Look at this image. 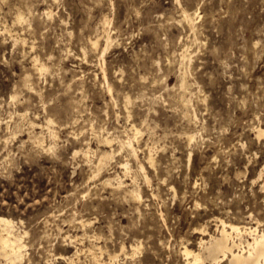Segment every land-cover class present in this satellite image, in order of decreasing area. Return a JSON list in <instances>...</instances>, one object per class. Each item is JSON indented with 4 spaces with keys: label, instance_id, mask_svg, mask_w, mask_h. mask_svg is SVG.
Here are the masks:
<instances>
[{
    "label": "rangeland",
    "instance_id": "obj_1",
    "mask_svg": "<svg viewBox=\"0 0 264 264\" xmlns=\"http://www.w3.org/2000/svg\"><path fill=\"white\" fill-rule=\"evenodd\" d=\"M260 124L264 0H0V214L23 234L24 264H188L202 225L264 229ZM129 136L139 158L121 148Z\"/></svg>",
    "mask_w": 264,
    "mask_h": 264
},
{
    "label": "bare ground",
    "instance_id": "obj_2",
    "mask_svg": "<svg viewBox=\"0 0 264 264\" xmlns=\"http://www.w3.org/2000/svg\"><path fill=\"white\" fill-rule=\"evenodd\" d=\"M196 12H198V11H196ZM183 14L185 17V21H186V19L188 21L190 19H192V16H191L192 13L188 12L187 9L184 10ZM192 15H195V14H192ZM23 17L24 16H22V14H21L19 16V19L22 20ZM104 34H106V31ZM105 37L107 38L108 42L112 40V35L110 34L109 31L107 32ZM99 41H100V38H97L96 40L91 41L92 46L95 50H99ZM187 51H188V49L186 47H184V49L181 52V56H182L183 60L187 56ZM34 59H36V57ZM35 62H36V60L34 61V63ZM185 65H186V63H185ZM44 66L37 67V68L39 69V71L40 70L42 71L44 69ZM25 84L31 88H34L33 90H35V86H33V82H31V78H29L28 76L25 78ZM180 88H181V93H182L180 98L182 101L185 102L184 104H187L188 99L186 98V93L191 91V83L187 79L185 74H182V76H181ZM70 105L71 104H69V107H70ZM72 106H76V104L73 103ZM48 119H49V122L52 124L55 122V119L52 117L51 118L48 117ZM47 127H48V125H47ZM50 128H51V126H50ZM132 129L134 131V134H133L134 137H138V135L141 132V128H139L133 124ZM254 129H256L255 131H257V135H258L257 137L260 138V137L264 136V125L260 124L259 126H257V128H254ZM134 137L129 136L127 140L125 139L126 142H124L122 140L123 138L120 139L121 148L123 149L125 146H128L130 151H132L133 154L137 158H139L138 147H136L134 144ZM195 137H196V134H194V133L189 134V139L191 141H193V139ZM103 141L109 145H113L114 138L107 136L103 139ZM93 150L94 149L91 146H89L88 149H86V153H90ZM114 152H115L114 149H111V150L102 151L99 154L98 159L94 161L95 164L93 165L94 176H101L103 174L104 170L106 169V165L109 163L110 159L114 156ZM191 156H192V152L190 154V157ZM149 159L151 162L154 163L153 153L150 154ZM129 160L127 159V161L122 162V167L125 168L126 173L130 172V169H131V165H130ZM139 165L141 166L140 168L144 172L143 174H145V177L147 179H149L148 175L146 173L145 165L142 162H140ZM102 180H103L102 182L106 185L113 186V185L117 184L116 186L119 188H123V190L126 192V194L133 196L135 199H138L139 201H141L143 199L141 187L138 184H136V185L133 184L132 186H134V185L135 186L131 187L129 184L126 183V181L123 178H121V176L116 177V178L113 176L112 177H106ZM133 180H134L133 182H136L134 176H133ZM82 222H83V224H86L85 220H82ZM217 222H218L217 227H216V229H214L215 231H210L207 224L202 225L200 227L201 233H203V234L200 237V239H198V241H199L198 249H194L189 244H186L184 246V249L182 251H183V254H185L187 256V259H188L187 263L188 264H205V261H207V260L210 261L211 264H213L215 262L219 263L221 261H226V264H264V229L260 228L259 222L257 225H253V224H249V223L228 221L224 218H218ZM87 224H89V223H87ZM85 232H88V231H85ZM84 235H85V233H84ZM248 235H250V237H247ZM93 239H95V238H93ZM74 240H76V237ZM72 241H73V239H72ZM92 243H94V242H92ZM95 247H97V246L95 245ZM124 247L125 246L123 245V248H122L123 250H124ZM25 248H26V244L23 241V234L17 230V222L11 217L0 214V253L5 256L6 262L4 264H24L23 260L26 257ZM77 250L80 251L79 249H77ZM94 251H95V249H94ZM137 251H138V246H137V248L134 249L133 254H135ZM90 252H92V251H90ZM125 252H127V251H125ZM97 253H98V251H97ZM77 254H79V253H77ZM98 254H100V253H98ZM93 255L94 254H92L90 256H93ZM101 256H103V255H101ZM117 256H118V254H111L110 253L109 258H111V260H113ZM100 257H99V255H97L95 253V258L97 259V261L105 263L104 260L101 259ZM91 258H93V257H91ZM93 260H94V258H93ZM105 261H107V260H105ZM107 263L109 264V262H107Z\"/></svg>",
    "mask_w": 264,
    "mask_h": 264
}]
</instances>
